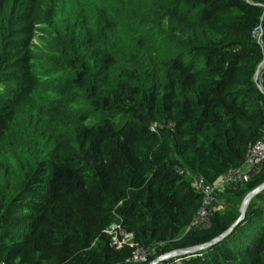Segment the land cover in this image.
Returning <instances> with one entry per match:
<instances>
[{"label": "trees", "instance_id": "1", "mask_svg": "<svg viewBox=\"0 0 264 264\" xmlns=\"http://www.w3.org/2000/svg\"><path fill=\"white\" fill-rule=\"evenodd\" d=\"M262 16L246 0H0V264H151L227 230L264 183V160L219 181L264 132ZM205 189L208 225L191 226ZM169 262L264 264V189Z\"/></svg>", "mask_w": 264, "mask_h": 264}, {"label": "built area", "instance_id": "2", "mask_svg": "<svg viewBox=\"0 0 264 264\" xmlns=\"http://www.w3.org/2000/svg\"><path fill=\"white\" fill-rule=\"evenodd\" d=\"M259 4L264 9V0L262 3H259ZM251 35L257 41V43L261 45V47L264 50V16L261 18V22L253 28ZM263 158H264V135L251 149L247 162L251 167H255L256 165L260 163V161ZM221 179H222L221 182L223 181L227 182L228 180L233 181V182L245 181L247 179V174L244 172H241L239 169H235V170H231L226 176L222 177ZM194 184L196 187L199 186L197 182H195ZM205 192L207 193L205 203H208L210 200V198L208 197L209 191L205 189ZM205 219H206L205 213L203 211H200L198 216L195 218L192 224L203 223ZM112 229L114 230L113 231V235H114L113 241L117 245V247H120L127 238L131 237L130 234L124 233L118 227L112 226Z\"/></svg>", "mask_w": 264, "mask_h": 264}, {"label": "clouds", "instance_id": "3", "mask_svg": "<svg viewBox=\"0 0 264 264\" xmlns=\"http://www.w3.org/2000/svg\"><path fill=\"white\" fill-rule=\"evenodd\" d=\"M246 1H249V2H253V1H255V3H257V5H259V6L263 9V7L259 4V3H262L263 0H246ZM263 16H264V9H263ZM263 16H262V17H263ZM262 17H261V18H262ZM260 22H261V21H260ZM260 22H259V23H260ZM251 32H252V31H251ZM251 37H252V35H251ZM252 39L257 43V41H256L253 37H252ZM257 44H259V43H257ZM259 45H260V44H259ZM260 46H261V45H260ZM263 63H264V56H263V60H262V62L258 65V67H257V69H256V72H255V80L257 81V86H258V87H260V83H261V81H262L261 74L264 73V64H263ZM263 129H264V128H263ZM263 135H264V132H263ZM263 135H262V136H263ZM262 136H261V137H262ZM249 154H250V152H249ZM248 156H249V155H248ZM247 159H248V158H247ZM263 159H264V158H263ZM263 159L260 161V163L263 161ZM260 163H259L258 165H256L255 167H251V166L248 164V162H246L245 166L248 165V166H250V167H248L246 170L244 169L245 166H244L243 168L239 169L241 172H244V173L247 174V179H246L245 181L248 180L250 174H251L252 172H254V171L258 168V166L260 165ZM232 170H235V169H232ZM225 176H226V175H225ZM223 177H224V176H223ZM221 178H222V177H221ZM221 180H222V179H220L219 181L221 182ZM245 181H237V182H234V183H241V182H245ZM223 182H224V181H223ZM223 182H221V183H223ZM225 182H226V181H225ZM227 182H233V181H229V180H228ZM198 185H199V184H198ZM194 187H195L197 190L200 189V186L196 187L195 184H194ZM212 189H214V187H213ZM263 189H264V188H263ZM263 189H262V190H263ZM209 191H212V190H209ZM260 191H261V190H260ZM260 191H259V192H260ZM203 192L205 193V197H204V204H203L202 209L205 208V206H206L207 204L209 205V204L213 201L212 196H211V192H208V197L210 198V200H209L208 203H205V199H206L207 193L205 192V190H203ZM250 192H251V191H250ZM250 192H249V193H250ZM259 192H258V193H259ZM255 195H256V194H255ZM255 195H254V196H255ZM244 198H245V197H244ZM249 201H250V200H249ZM242 202H243V200H242ZM242 202H241V204H242ZM248 203H249V202H248ZM248 203H247V205H246L245 211H246V209H247ZM241 204H240V206H241ZM240 206H239V212H240ZM202 209H201V210H202ZM205 209H206V208H205ZM201 210H200V211H201ZM200 211H199V212H200ZM208 214H209V209L206 210V219H205V221H204L203 223H200V224H191V226H203V227L207 226V225H208V220H207V218H208ZM240 214H241V213H240ZM240 214H239V217H240ZM244 215H245V212H244ZM197 216H198V215H197ZM239 217H238V218H239ZM243 217H244V216H243ZM238 218H237V219H238ZM243 219H244V218H242L238 223H240ZM194 220H195V219H194ZM236 221H237V220H236ZM236 221H235V222H236ZM235 222H234V223H235ZM192 223H193V222H192ZM234 223H233V224H234ZM238 223H237V224H238ZM233 224H232V225H233ZM237 224H236V225H237ZM232 225H231V226H232ZM236 225H235V226H236ZM113 226L118 227V228L120 229L119 226H116V225H113ZM231 226H230V227H231ZM235 226H234V227H235ZM230 227H229V228H230ZM234 227H233V228H234ZM229 228H228V229H229ZM233 228H232V229H233ZM228 229H227V230H228ZM232 229H231V230H232ZM120 230H121V229H120ZM231 230H230L229 232H231ZM113 231H114V230L112 229V226H111L108 232H109L110 234L113 235ZM121 231H122V230H121ZM225 231H226V230H225ZM225 231H224V232H225ZM224 232H223V233H224ZM229 232H228V233H229ZM124 233H125V232H124ZM223 233H222V234H223ZM228 233H227V234H228ZM126 234H130V233H126ZM227 234H225L224 236H226ZM220 235H221V234H220ZM220 235H219V236H220ZM113 236H114V235H113ZM130 236H131V234H130ZM219 236H218V237H219ZM224 236H223V237H224ZM121 237H122V236H121ZM121 237H120V238H121ZM223 237H221L220 239H222ZM216 238H217V237H216ZM129 239H131V237H130V238H127L123 243L127 242ZM214 239H215V238H214ZM214 239H213V240H214ZM112 240H113V237H112ZM211 241H212V240H211ZM218 241H219V239L216 240V241H214L212 244H214V243H216V242H218ZM113 242H114V241H113ZM123 243H122V244H123ZM204 244H205V243H204ZM212 244H211V245H212ZM202 245H203V244H202ZM211 245H209V246H211ZM116 246H117V245H116ZM198 246H200V245H198ZM198 246H193V247H189V248H185V249L175 250V251H173L172 253L165 254L164 256H162L161 258L155 260V261L152 262L151 264H153V263H155V262L164 261V260H163L164 257H167V260L170 259V258L177 257L176 255H181L180 252H184V251H185L184 253H189V254H191V257H192V256L194 255V253H197V252H199L200 250H203V249L209 247V246H207V247H205V248H203V249H198V250L196 249V250H194V248H195V247H198ZM120 247H121V246H120ZM141 255H142V253L139 252V253L135 256L136 258L134 257V259H136L137 261H143V255H142V256H141Z\"/></svg>", "mask_w": 264, "mask_h": 264}, {"label": "water", "instance_id": "4", "mask_svg": "<svg viewBox=\"0 0 264 264\" xmlns=\"http://www.w3.org/2000/svg\"><path fill=\"white\" fill-rule=\"evenodd\" d=\"M264 188V183L259 185L258 187H256L254 190H252L250 193H248L245 198L243 199V202L240 206V217L237 219V221L228 229L226 230L223 234H221L219 237L215 238L214 240L205 243L203 245H200L198 247H195L194 250H198V249H203L209 245H211L214 241L220 239L221 237H223L225 234H227L244 216V212H245V208L247 203L249 202V200L251 199V197H253L255 194H257L260 190H262ZM185 252V251H184ZM184 252H180V253H184Z\"/></svg>", "mask_w": 264, "mask_h": 264}, {"label": "rangeland", "instance_id": "5", "mask_svg": "<svg viewBox=\"0 0 264 264\" xmlns=\"http://www.w3.org/2000/svg\"><path fill=\"white\" fill-rule=\"evenodd\" d=\"M37 39L35 38V40L34 41H36ZM39 43L41 44L42 42H40L39 41ZM264 160V159H263ZM248 167H250V166H248V165H246L245 167H244V169L246 170ZM254 197V196H253ZM253 197H251V199L253 198ZM250 199V200H251ZM212 204H213V201L208 205H206L205 206V208H203L201 211H203L204 213H205V215H206V210L208 209V208H210L211 206H212ZM245 214H246V211H245ZM243 218H245V215H244V217ZM220 240V239H219ZM213 245V244H212ZM211 245V246H212ZM210 247V246H209ZM143 255V254H142ZM141 255V256H142ZM177 256V258L179 259V261L181 262L182 260H184V259H189V258H191V254H189V253H181V255H176ZM189 257V258H188ZM164 261H160V262H155V263H153V264H162V263H166V264H173L172 262H169V259L167 260V257H164V259H163Z\"/></svg>", "mask_w": 264, "mask_h": 264}]
</instances>
